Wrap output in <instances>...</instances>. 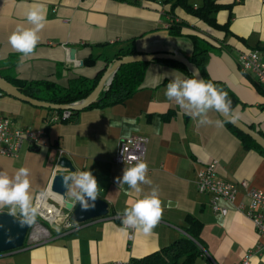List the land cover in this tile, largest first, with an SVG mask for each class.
Returning a JSON list of instances; mask_svg holds the SVG:
<instances>
[{
    "label": "crops",
    "instance_id": "crops-1",
    "mask_svg": "<svg viewBox=\"0 0 264 264\" xmlns=\"http://www.w3.org/2000/svg\"><path fill=\"white\" fill-rule=\"evenodd\" d=\"M218 1L230 5L215 15L219 24L229 19L227 30L210 26L180 7L171 10L170 0H0V73L65 89L78 77L89 80L104 71L108 60L131 40L138 52L166 51L186 57L201 46L208 52V77L224 83L239 100L232 107L234 114L264 133V94L254 74L241 71L237 63L239 53L250 49L258 50L264 63V0ZM33 4L44 6L47 22L39 33L36 53L22 59L8 38L17 27H31L26 13ZM191 4L199 5L201 0ZM177 21L184 23L181 33L172 35L168 27ZM69 47L76 49L74 60L67 58ZM89 56L95 59L93 64L84 63ZM174 72L184 79L193 78L151 62L139 88L123 102L82 109L68 120L49 123L46 120L57 110L0 92V118H9L13 127L43 128L47 139L43 146L24 144L16 158L0 154V172L14 177L19 168H28L34 202L38 192L49 188L54 173H69L57 165L58 158L65 156L74 171L92 172L99 185L98 197L108 202L107 215L72 229L51 227L54 231L46 242L33 244L27 238L21 249L1 253L0 264L127 263L188 236V216L200 222L199 239L205 252L192 264H209L210 259L216 264H237L248 249L264 243V233H258L236 209L239 202L247 200L243 188L233 203L224 201L226 215L213 212L210 194L196 188L197 171L216 160L221 179L236 184L245 180L264 190V154L245 147L215 110L208 113L211 123L201 124L199 117L168 100L165 92ZM129 135L148 138L144 161L152 183L141 185L139 197L128 196V186L119 188L116 183L117 177H123L124 166L113 158L122 138ZM153 187L158 188L163 207L153 233L144 235L132 228L121 231L125 208L150 194ZM52 195L60 200L57 194ZM1 211L9 212V208L0 207ZM253 256L264 264V253Z\"/></svg>",
    "mask_w": 264,
    "mask_h": 264
},
{
    "label": "clouds",
    "instance_id": "clouds-1",
    "mask_svg": "<svg viewBox=\"0 0 264 264\" xmlns=\"http://www.w3.org/2000/svg\"><path fill=\"white\" fill-rule=\"evenodd\" d=\"M26 20L31 27H17L8 38L12 49L19 52L22 59L36 53L37 45L41 39L39 33L47 22L46 9L41 4H33L26 13ZM261 39L264 40V36ZM172 75L175 78L167 84L165 96L170 101L174 100L181 109L199 117V123H211L208 118V113L211 110L231 116L233 120L238 119L226 92L217 89L210 82L205 83L197 78L184 79L177 72ZM147 172L148 164L138 160L134 166L124 169L123 177H117L116 183L119 188L124 185L128 186L126 190L128 196L135 194L139 197L143 192L141 185L152 183L147 178ZM29 176L30 170L26 167L19 168L14 177H10L6 172H0V207H8L9 214L13 216L19 210L21 227L34 224L39 213V204H34L30 192ZM62 178L63 185L67 189L66 197L70 201L78 202L81 210L85 212L96 208L99 185L91 171H74ZM224 204L225 202L221 200L220 205ZM162 215L163 207L159 198V190L153 187L150 194L136 199L130 207L125 208L121 218L123 225L121 231L132 228L144 235H151L160 223ZM235 215L239 216L240 213L236 212ZM248 264H261V258L248 257Z\"/></svg>",
    "mask_w": 264,
    "mask_h": 264
},
{
    "label": "trees",
    "instance_id": "trees-1",
    "mask_svg": "<svg viewBox=\"0 0 264 264\" xmlns=\"http://www.w3.org/2000/svg\"><path fill=\"white\" fill-rule=\"evenodd\" d=\"M118 1H134V0H118ZM170 1H172L171 10H173L176 7H180L186 13L199 18L200 20H202L203 22H205L210 26L220 29L222 28L225 30H227L228 28L229 19L224 24H219L216 21L215 15L220 9L225 7H230V5L220 3L218 0H201V4L196 5L194 7V4L189 3L188 0H170ZM183 24H184L183 21H177L171 23L170 26L168 27L169 32L172 35H179L181 33L180 32L181 25ZM139 53L142 52H138L135 50L133 46V42L131 40L130 45H128L125 49H120L119 52L116 53L113 60L120 56L135 55ZM207 54L208 52L206 48L201 46H196L193 48L191 55L187 58L198 67L199 71L203 76L205 83L210 82L214 84V86L217 89L226 92L228 99H230L232 102V107L235 106L239 102L235 94L232 91H230L224 83H221L219 81H214L208 77L206 71ZM94 61L95 59L89 56L87 59L84 60V63L93 64ZM111 61L112 60H108V63H110ZM151 62H156L170 66L193 77L192 73L184 64L173 59H155L152 61H139V62L122 64L116 70L107 88L99 93L97 100L87 105L83 109L93 108V107L103 108L113 105L115 103L123 102L125 99L129 98L139 88L143 80L145 69L148 66V64ZM102 72L103 71L100 70L94 78L89 80L86 78L78 77L75 79L74 83H70L69 86L65 89H62L59 86H56V84H52L47 81L33 83V82H26V80H19L16 79L15 77L3 75L1 73L0 76L5 78L13 85L17 86L20 89V91L25 95L40 100L63 104V103L75 102L77 100L86 97L95 87ZM1 94H5V93L1 92ZM47 109L52 110L50 108ZM77 112L78 111L71 110V116L62 121L70 119ZM221 119L241 139L245 147H254L259 152L264 154V149H262V147L259 144H257L253 139H251L249 136H247L246 134L235 128L232 124L227 122L222 117ZM258 132L264 136V133L262 131H258ZM36 221H40L44 225L50 228L49 224L45 221H42L38 216L36 218ZM188 222H189V226L186 227V233L188 234V236H182L171 242L169 245L160 248L159 250H155L139 258H131L127 263H121V264H192L195 258L198 255H200L202 252L199 247V245L201 244L199 239V232L201 226H200V222L192 216H188ZM26 240H27V235L23 246H25ZM12 264H26V263H12Z\"/></svg>",
    "mask_w": 264,
    "mask_h": 264
},
{
    "label": "built area",
    "instance_id": "built-area-1",
    "mask_svg": "<svg viewBox=\"0 0 264 264\" xmlns=\"http://www.w3.org/2000/svg\"><path fill=\"white\" fill-rule=\"evenodd\" d=\"M169 25L166 24V27ZM237 63L241 71L254 74L256 82L264 94V63L258 56V50L250 49L242 51L237 57ZM71 116V110L55 111L46 121H62ZM148 138L143 135H129L120 141L119 148L113 158L114 162L126 167L134 166L138 160L144 161L147 150ZM24 144L29 147L43 146L47 144L45 129H32L30 127H13L7 117L0 118V154L6 157L16 158ZM136 159H130V158ZM126 161V162H125ZM196 188L199 192L210 194V208L213 212L226 215L228 208L220 205V201L233 203L237 198L239 188L245 191L246 201L236 205V209L253 223L258 233H264V190L250 186L242 180L238 184L221 179L216 172V160L205 164L197 171ZM48 188L35 195L34 204H39L38 217L49 224L58 226V230L72 229L77 226L70 218V212L60 205V201L52 195ZM27 238L33 243L46 242L51 237L50 228L40 221L31 225ZM38 230L36 233L35 231ZM132 238V234H128ZM203 253L204 249L199 245ZM264 253V243H257L246 251L242 260L237 264H248V257ZM121 264V263H118ZM209 264H216L210 259Z\"/></svg>",
    "mask_w": 264,
    "mask_h": 264
},
{
    "label": "water",
    "instance_id": "water-1",
    "mask_svg": "<svg viewBox=\"0 0 264 264\" xmlns=\"http://www.w3.org/2000/svg\"><path fill=\"white\" fill-rule=\"evenodd\" d=\"M75 52V48L69 47L67 58L70 60H74ZM155 59H173L179 61L189 69L194 78L204 81L203 76L199 71L198 67L193 64L186 56L175 52L156 51L142 52L135 55L120 56L112 60V62L107 63L104 68V71L102 72L98 82L96 83L92 91L86 97L75 102L62 104L30 97L22 93L17 86L13 85L1 76L0 91L38 107L50 108L52 110L79 111L97 100L99 93L107 88L116 70L122 64L139 61H152ZM79 64L81 65L82 62L80 61ZM218 114L227 122L232 124L235 128H237L238 130L249 136L251 139H253L257 144L262 147V149H264V136L260 134L257 130L251 128L248 124L244 123L240 119L233 120L231 116H226L219 112ZM57 165L62 169L68 170L69 173H54L49 184V189L51 192L57 194L60 197V205L70 212V218L75 223L81 224L88 220L103 217L108 214V202L103 198L98 197L96 201V208L94 210L86 212L81 210V206L78 202H72L68 200L66 197L67 189L63 185L62 176L69 175L71 172H74V166L72 165L71 161L65 156H60L58 158ZM89 202L91 203V201ZM20 219L21 217L16 215H10L9 212H0V254L22 248L26 235L28 234V230L29 228L31 229V227H21L19 223ZM50 227L56 229L58 226L50 224Z\"/></svg>",
    "mask_w": 264,
    "mask_h": 264
},
{
    "label": "rangeland",
    "instance_id": "rangeland-1",
    "mask_svg": "<svg viewBox=\"0 0 264 264\" xmlns=\"http://www.w3.org/2000/svg\"><path fill=\"white\" fill-rule=\"evenodd\" d=\"M191 1H195L196 3H199V2H200V0H189L190 3H191ZM262 94H263V93H262ZM31 227H32V226H31ZM50 228H51V227H50ZM50 231H51V233H53L54 230L51 229ZM28 232H29V231H28ZM32 242H33V241H32ZM33 243H34V242H33Z\"/></svg>",
    "mask_w": 264,
    "mask_h": 264
},
{
    "label": "bare ground",
    "instance_id": "bare-ground-1",
    "mask_svg": "<svg viewBox=\"0 0 264 264\" xmlns=\"http://www.w3.org/2000/svg\"><path fill=\"white\" fill-rule=\"evenodd\" d=\"M38 230L35 231V233L37 232Z\"/></svg>",
    "mask_w": 264,
    "mask_h": 264
}]
</instances>
